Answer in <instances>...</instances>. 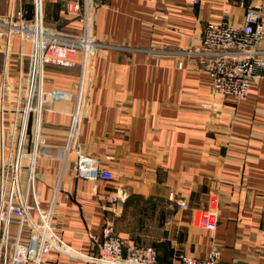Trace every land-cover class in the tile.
<instances>
[{
    "label": "crops",
    "instance_id": "1",
    "mask_svg": "<svg viewBox=\"0 0 264 264\" xmlns=\"http://www.w3.org/2000/svg\"><path fill=\"white\" fill-rule=\"evenodd\" d=\"M8 1L0 0V13L9 8ZM256 1L98 2L94 34L100 42L169 51L147 55L101 50L93 61L88 112L78 132L79 150L97 156L102 168L116 171L127 195L114 218L116 232L153 246L157 264H179L183 257L205 259L213 248L220 252L217 264H264V71L236 105L216 97L204 71L176 54L198 47L208 23L242 24L244 8ZM22 2L29 16L31 2ZM42 2L44 19L69 30L72 24L61 18L64 1ZM261 21L264 29V14ZM2 47L0 38V80ZM45 69L44 86L58 95L41 114L44 144L30 200L47 209L60 181V237L74 250L93 253V237H99L107 217L103 198L115 185L77 178L74 154L62 163L78 69ZM2 139L7 142V135ZM171 190L198 209H205L207 197L215 194L216 228L207 232L192 225L189 212L167 201ZM44 264L82 263L59 255Z\"/></svg>",
    "mask_w": 264,
    "mask_h": 264
},
{
    "label": "built area",
    "instance_id": "2",
    "mask_svg": "<svg viewBox=\"0 0 264 264\" xmlns=\"http://www.w3.org/2000/svg\"><path fill=\"white\" fill-rule=\"evenodd\" d=\"M62 17L71 25L62 30L43 15L42 0H30L27 16L22 0H9V8L0 13V38L3 39V68L0 80V264H44L65 255L82 264H157V252L148 244H136L118 235L114 218L125 206L119 174L104 169L97 156L79 150V128L88 112L92 89L93 61L104 49L128 53L162 54L166 49L116 47L100 42L94 34L99 0H63ZM196 3L197 0H192ZM238 26L208 23L200 44L176 52L180 59L192 60L207 76L213 94L239 104L259 73L264 71V29L261 16L264 0L244 8ZM77 68L70 124L63 147L62 163L75 155L72 170L77 178L115 185L103 198L107 213L98 238L93 237L96 252L83 253L69 247L56 225V200L60 181L53 186L49 206L40 210L30 195L34 193L36 167L44 138L40 135L41 114L57 97L45 88L47 66ZM180 68L182 63H178ZM13 73H12V70ZM208 108L209 105H203ZM7 135V142L2 139ZM22 170L24 190L20 187ZM205 209L191 207L185 199L170 191V205L189 212L192 225L210 232L218 224L215 194L207 197ZM220 252L215 248L205 259L183 257L179 264H217Z\"/></svg>",
    "mask_w": 264,
    "mask_h": 264
}]
</instances>
